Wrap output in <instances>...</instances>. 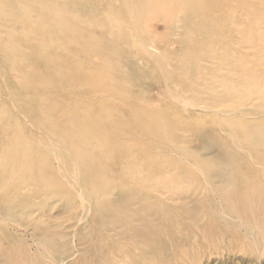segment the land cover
<instances>
[{"label":"rangeland","instance_id":"1","mask_svg":"<svg viewBox=\"0 0 264 264\" xmlns=\"http://www.w3.org/2000/svg\"><path fill=\"white\" fill-rule=\"evenodd\" d=\"M32 1L0 0V264H264V0Z\"/></svg>","mask_w":264,"mask_h":264},{"label":"bare ground","instance_id":"2","mask_svg":"<svg viewBox=\"0 0 264 264\" xmlns=\"http://www.w3.org/2000/svg\"><path fill=\"white\" fill-rule=\"evenodd\" d=\"M28 1H31V0H28ZM50 2H52V0H50ZM32 3V5H33V8H34V10H35V12H40V13H45L46 15H47V13H50L51 15L54 13V11H50L49 10V8L47 9V6L45 5V3H47V1L46 0H43V2L41 1V0H39V2H38V0H34V1H32L31 2ZM49 3V2H48ZM47 3V4H48ZM10 8H12V9H10ZM8 9H10V10H12L13 11V9H14V11L13 12H15V10H16V12L20 9L21 10V12H24L25 14H29V12H28V10L27 9H25V6L24 5H21L20 3H14V5L13 6H10V7H8ZM8 12H6V13H2V16H4L3 18H9V16H10V18H11V14H12V16H14L13 14L14 13H9V12H12V11H9V10H7ZM27 12V13H26ZM54 16V15H53ZM72 15H70V17H71ZM73 17V16H72ZM64 18V17H63ZM63 18H60V19H58L59 21L60 20H63ZM73 20L75 19L74 17L72 18ZM71 19V20H72ZM58 20H56V25L57 26H59V31H60V35L61 36H63L62 38H64V36H68V35H73L74 37L75 36H79L80 35V31H75L74 29H72V28H70V26H69V24H68V22H67V24L66 23H63V21H61V22H59ZM28 22H26V24H24V25H26V26H28ZM5 27H7V26H5ZM5 37L8 39V38H12V35H11V31L10 30H8L7 32H5ZM87 37V36H86ZM37 46H38V48L39 49H44V50H48V48L44 45V44H40V43H38L37 44ZM5 47L7 48V50L10 52V50L12 49V44L10 43V42H8L6 45H5ZM85 48V47H84ZM63 49V48H62ZM49 50H51V49H49ZM7 54H9V52H7V51H5ZM63 52H66L65 54L67 55V56H69L70 54H68L67 53V51L66 50H64V51H62V53ZM64 54V53H63ZM8 56H10V54L8 55ZM13 56V55H12ZM42 56V57H41ZM35 57H41V58H43V59H45V60H47L49 63H50V67H47V69L46 70H43L42 72L43 73H45V72H52V73H54L53 71H55V70H57V69H59V70H61L62 69V65H60L59 66V61L56 59V57H55V53H48V54H39V53H37V54H30V55H27V56H25V57H19V58H17V59H20L22 62H25V63H27V62H29V63H32V61H34V59L33 58H35ZM63 58V57H62ZM13 60H16V57H14L13 58ZM72 61H74L75 63H77L78 64V60H76V59H74V60H72ZM17 67V66H16ZM76 67V70L77 69H80V73L78 74L79 75V77L81 78V80L79 81V80H77L76 79V82L77 81H79V82H77V84L78 83H84V81H85V78H87L86 77V75H88V70H87V68L83 65V64H80V65H76L75 66ZM78 67V68H77ZM16 69V68H15ZM55 69V70H54ZM37 76H35V77H33V78H36ZM95 77H92V79H94ZM99 78H97L94 82H97L98 84H100V81L98 80ZM72 83H73V81H72ZM75 83V82H74ZM85 84V83H84ZM83 84V85H84ZM98 84H96L95 83V86H97ZM82 85V84H81ZM101 85V84H100ZM91 86H94L93 85V83L91 82ZM83 88H85V86H83ZM91 88V87H90ZM101 88V87H100ZM99 88V89H100ZM92 89H95V88H93L92 87ZM97 90V89H96ZM96 90H94V91H96ZM67 131V130H66ZM79 131H81V130H79ZM83 131V130H82ZM68 134V133H67ZM73 134V133H72ZM79 135V134H78ZM77 136V135H76ZM80 136V135H79ZM65 138V137H64ZM62 139V138H61ZM64 140V139H63ZM85 140V139H84ZM84 140L81 142L82 144H81V146L82 147H85L86 146V142H84ZM95 140V139H94Z\"/></svg>","mask_w":264,"mask_h":264}]
</instances>
